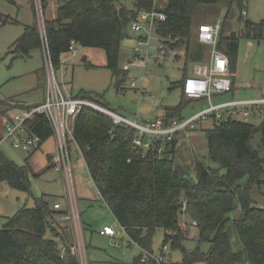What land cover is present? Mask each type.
Returning a JSON list of instances; mask_svg holds the SVG:
<instances>
[{
  "label": "trees",
  "instance_id": "trees-1",
  "mask_svg": "<svg viewBox=\"0 0 264 264\" xmlns=\"http://www.w3.org/2000/svg\"><path fill=\"white\" fill-rule=\"evenodd\" d=\"M48 1L39 0L42 11ZM30 2L34 21L24 26L8 54L28 58L32 50L43 49L54 70L60 67L62 57L73 42L82 48L102 49L106 56L105 68L115 75L120 44L141 10H155L165 15L156 35L168 49L183 48L185 63L202 60L201 52L195 48L205 45L199 43L196 34L193 36L194 26L204 15L202 8L224 4L225 19L236 8L248 37H262L255 32L264 27L263 21L253 24L243 17L247 0H164L161 6L156 0H133L131 8L122 5L120 0H57L56 18L44 20L42 35L35 0ZM224 21L218 33L217 49L227 56L231 77L233 58L229 54L237 52L240 35L234 32L224 35ZM7 23L17 21L4 17L2 24ZM37 75V88L44 91L45 66ZM179 87L181 103L165 107L163 116L159 117L166 123L181 118L183 106L191 102L183 100L181 84ZM77 98L92 101L114 113L100 96L81 91ZM12 108L16 107L0 101L1 115ZM29 125L43 142L51 137L44 117L36 116ZM256 133L261 137L259 150L250 143ZM72 135L88 177L103 203L124 230L129 243L141 252H152L153 235L160 230L161 247L167 245L172 251H180L181 264H264V208L254 207L251 198L253 188L264 184V159L259 153L264 149V118L255 126L229 117L205 130L207 158L216 167L197 161L195 180L183 175L175 165L174 140L152 143L144 151L134 144L135 129L116 125L111 117L94 109L83 108L78 112ZM31 174L28 159L19 166L0 152V184L7 183L13 189L30 193ZM33 201L32 207L19 208L0 229V264H80L69 253V246L64 244L61 255L55 239L45 238L48 230L58 238L52 228L56 210L43 197ZM183 203L185 210H182ZM237 206L240 214L232 218L230 215ZM182 215L188 218L184 224ZM190 228L196 232L197 246L188 250L184 242L190 238ZM204 244L208 246L205 250ZM140 257L141 254L133 264H142Z\"/></svg>",
  "mask_w": 264,
  "mask_h": 264
},
{
  "label": "rangeland",
  "instance_id": "rangeland-1",
  "mask_svg": "<svg viewBox=\"0 0 264 264\" xmlns=\"http://www.w3.org/2000/svg\"><path fill=\"white\" fill-rule=\"evenodd\" d=\"M164 0H156L161 6ZM133 0H120L122 5L131 8ZM57 0H49L42 11L39 0H35L37 24L39 32L44 34V20H53L57 14ZM225 5L207 6L202 8L203 17L194 26L195 36L201 23L217 24L221 27L225 19ZM245 20L253 24L264 22V0H247ZM17 21V23L2 24V19ZM34 13L30 0H0V101L7 103L25 102L36 103L43 98V91L37 88L39 78L37 71L45 65L43 49H35L30 52L28 58L13 57L8 54L12 43L21 36L23 28L32 24ZM240 35L238 39L237 52L229 54L233 58L232 76L233 90L224 94L222 100H254L264 96V27L256 30L260 38L248 37L245 33V25L238 20V11L233 8L224 21L223 33ZM149 37L148 46H142L138 60L135 59L134 48L139 38ZM193 42V41H192ZM191 42V43H192ZM159 42L154 31L148 33L144 26L140 32H135L129 27L127 36L120 44L118 72L113 75L105 68V52L100 48H82L76 46L77 54H65L63 62L58 69L54 70L56 81L64 83L66 91L74 97L81 91H86L92 96H100L108 104L115 114L125 117L130 121L140 123V118L152 115H160L165 107H176L181 103L180 87L181 80L189 75L193 67L198 64H206L209 59L210 49L206 46H198L202 60L194 62L186 60L184 49L178 51V56L172 57L158 50ZM193 47V46H192ZM190 48V51L192 49ZM196 51L194 54H197ZM85 58V61L82 59ZM87 65H92L87 67ZM124 74V75H123ZM123 79V81H122ZM122 81L117 88L118 82ZM135 83L131 87V83ZM180 83V84H179ZM143 89L144 93L140 90ZM184 101H188L183 95ZM213 102L218 99L213 98ZM207 105L206 100H191L183 106L181 118L187 119ZM16 108L4 111L0 110V138L3 133L5 119L16 112ZM223 120H226L224 115ZM264 118V106L258 115L247 116L234 114L233 119L248 122L258 126ZM212 124L208 118L193 130H184L175 134V147L173 161L181 169L183 175L195 180L194 165L201 161L205 165L216 167L207 158V142L205 130ZM260 134L256 133L251 146L260 149ZM55 141L49 138L42 143L41 149L26 153L14 149L9 141L0 143V152L21 166L28 159L32 164L33 174L29 176L30 193L11 188L7 183L0 184V229L4 226L6 219L12 217L21 207H32L34 198L43 197L45 201L54 204H62L63 210L68 208V217L58 219L53 223V233L69 238H76L75 224L72 208H77L78 223L82 231V240L85 248L83 261L92 260L100 264H133L140 251L130 244L127 236L122 232L115 221L111 211L96 196L87 178V170L82 156L74 144L70 150L71 178L66 177L49 167V156L55 152ZM54 148V149H53ZM48 149L49 153H46ZM264 159V149L259 151ZM48 154V155H47ZM253 206L264 208V184L260 188H253L251 192ZM240 209L238 206L231 213L232 218H238ZM182 223L188 218L181 217ZM108 226L118 232L113 239L100 237L98 232ZM71 227V228H70ZM72 231V232H71ZM195 230L190 228V238L184 242V248L191 250L197 243L195 241ZM46 239H55L50 230L45 234ZM163 234L157 230L153 235L152 251L157 254L161 249ZM130 245V246H129ZM208 246L202 245L205 250ZM62 246H59L62 251ZM181 252L172 251L167 246L166 258L169 264H181ZM200 264V263H199Z\"/></svg>",
  "mask_w": 264,
  "mask_h": 264
},
{
  "label": "built area",
  "instance_id": "built-area-1",
  "mask_svg": "<svg viewBox=\"0 0 264 264\" xmlns=\"http://www.w3.org/2000/svg\"><path fill=\"white\" fill-rule=\"evenodd\" d=\"M246 11L242 15L246 16ZM165 21V15L155 10H141L137 13L135 19L130 25L131 30L140 32L144 26L147 27L148 33L154 31L156 34L157 27ZM220 31L219 24H200L196 31V38L199 43L210 49L207 64H199L193 67L192 74H189L181 81V90L188 100L206 99L209 106L187 119L173 118L167 121L162 118H156L146 123H137L119 116L96 103L87 99L77 98L69 94L65 87L60 85L54 77V69L50 62V58L44 50L45 56V89L43 99L37 103H25L13 101L10 103L16 107V112L5 119L3 133L0 143L9 141L14 149L33 153L41 149L42 138L32 130L30 122L36 116H42L46 119L51 129V138L55 141V152L49 156V167L57 172L62 173L67 181L71 178L70 166V145L74 144L73 140V124L78 112L83 108H90L111 117L116 125H126L136 130L134 144L144 151L155 142H171L175 134L184 130H193L208 118H213L218 122L225 115L230 117L234 114H243L254 117L261 113V107L264 106V97L254 100H231L218 105H213L210 99L215 94H222L230 91L232 81L228 76L229 61L227 56L217 49L218 33ZM157 36V35H156ZM158 38V37H157ZM149 37L139 38L134 48L135 59L138 60L142 46H148ZM158 50L163 54H169L172 57L178 55L177 49H168L165 44L158 38ZM67 54H77L76 45L71 42L68 47ZM135 83H131L134 87ZM144 93V90H140ZM76 146V145H75ZM163 149L160 148L158 153L161 154ZM98 198H101L96 193ZM54 209H60V204H55ZM72 216L74 222L77 219L75 210L72 208ZM182 210H185L183 203ZM195 226V222H192ZM99 234L101 236L114 237L116 232L113 228L104 226ZM167 245L162 246L157 254L147 251L140 252V262L142 264H167L166 258ZM69 253L75 256L80 264H86L83 261V248L79 243L78 246L69 248ZM64 253H61L63 255Z\"/></svg>",
  "mask_w": 264,
  "mask_h": 264
},
{
  "label": "crops",
  "instance_id": "crops-1",
  "mask_svg": "<svg viewBox=\"0 0 264 264\" xmlns=\"http://www.w3.org/2000/svg\"><path fill=\"white\" fill-rule=\"evenodd\" d=\"M219 24V23H218ZM43 28H44V26H43ZM178 51H179V49H177ZM44 51V50H43ZM178 56V55H177ZM64 57V56H63ZM63 57H62V59H63ZM63 62V60L61 61V63ZM207 64V63H206ZM199 65V64H198ZM195 66H197V65H195ZM192 72H193V70L189 73V74H192ZM228 76L230 77V71L228 72ZM231 79V78H230ZM183 80V79H182ZM181 80V81H182ZM60 85H62V86H64V87H66L65 85H64V83H60V82H58ZM233 90V83H232V85H231V89H230V91H228V92H226V93H229V92H231ZM43 91V90H42ZM43 93H44V91H43ZM226 93H222V94H215V95H213L212 97H211V99H210V102H211V104H213V105H218V104H221V103H225V102H228V101H231V100H234V99H230V100H220V99H222L223 97H224V94H226ZM44 95V94H43ZM264 97V96H263ZM213 98H215V99H218V102H213ZM43 99V98H42ZM41 99V100H42ZM40 100V101H41ZM200 100H206V99H200ZM191 101V100H190ZM207 101V100H206ZM37 103V102H36ZM207 105L209 106V102L207 101ZM208 106H205L204 108H202L201 110H199V111H202V110H204V109H206ZM263 107V106H262ZM198 111V112H199ZM163 114H164V111H163V113H161L160 115H150V116H146V117H142V118H140L139 120H140V123H146V122H149V121H152V120H154V119H156V118H159V117H162L163 116ZM237 115H239V114H237ZM233 116L234 115H232V116H230L232 119H233ZM125 118V117H124ZM227 118H229V117H227L226 116V119ZM127 119V118H126ZM212 119V124H211V126L209 127V128H207V129H211L212 127H213V125H214V123L216 122V121H214L213 120V118H211ZM135 121V120H134ZM220 121H223V118L220 120ZM135 122H137V121H135ZM138 123V122H137ZM206 129V130H207ZM51 138V137H50ZM49 139V138H48ZM47 139V140H48ZM53 139V138H52ZM46 140V141H47ZM54 140V139H53ZM173 140L175 141L176 139H175V137L173 138ZM176 142V141H175ZM55 148V147H54ZM53 148V149H54ZM42 150V149H41ZM49 150L48 149H46V153H49L48 152ZM48 155V154H47ZM29 162V161H28ZM29 164H30V166L32 167V164H31V162H29ZM87 178H88V180H89V182H90V185H91V187L93 188V190H94V192H95V194L96 193H98L97 192V190H96V188L94 187V185H93V183H92V181L90 180V178L88 177V174H87ZM96 196H97V194H96ZM97 198H98V196H97ZM102 203H103V201H102V199L101 198H98ZM58 202H54V204H52V205H50L51 207H53L55 204H57ZM50 204V203H49ZM58 204H60V203H58ZM104 204V203H103ZM105 205V204H104ZM73 209L76 211L77 210V208L75 207V204H74V207H73ZM56 210V209H55ZM56 212L58 213V214H56L54 217H53V223H55L56 222V224H59L58 223V219H61L62 217H68V220L70 219L69 218V214H68V208L66 209V210H63V206H62V204H60V209H57L56 210ZM77 212V211H76ZM74 219V218H73ZM115 219V218H114ZM116 221V220H115ZM118 224V223H117ZM119 225V224H118ZM59 226H60V224H59ZM120 227V226H119ZM71 228V227H70ZM120 229L122 230V228L120 227ZM72 232V231H71ZM75 232H76V238L74 239V237H73V235H71L69 238L64 234V236L63 237H60V236H58V238H56V240H58V241H60L61 242V244H58V247L59 246H62V251L60 252V254L61 253H64V250H65V248H64V244H66L67 246H69V248L70 247H73V246H78L79 245V243L81 244V247L83 248V251H84V253H85V248H86V246L84 245V243H83V240H82V231H81V227H80V225H79V223H78V220H77V225L75 224ZM122 232L125 234V232H124V230H122ZM116 234H118V232H116ZM98 235L100 236V237H104V238H107V239H113L114 237H108V236H101L100 234H99V232H98ZM126 235V234H125ZM129 241V240H128ZM130 246V245H129ZM135 248H136V246H134ZM138 249V248H137ZM139 251H140V249H138ZM141 252V251H140ZM85 263L86 264H95L94 263V261H92V260H85ZM96 264H100V263H96ZM167 264H169V261H168V263Z\"/></svg>",
  "mask_w": 264,
  "mask_h": 264
},
{
  "label": "water",
  "instance_id": "water-1",
  "mask_svg": "<svg viewBox=\"0 0 264 264\" xmlns=\"http://www.w3.org/2000/svg\"><path fill=\"white\" fill-rule=\"evenodd\" d=\"M82 60L85 61V58H83ZM196 239L198 240L199 239V236H197Z\"/></svg>",
  "mask_w": 264,
  "mask_h": 264
}]
</instances>
